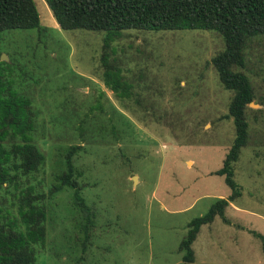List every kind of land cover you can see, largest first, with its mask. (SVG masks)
I'll return each instance as SVG.
<instances>
[{"label": "rangeland", "instance_id": "1", "mask_svg": "<svg viewBox=\"0 0 264 264\" xmlns=\"http://www.w3.org/2000/svg\"><path fill=\"white\" fill-rule=\"evenodd\" d=\"M36 2L48 32H3L2 55L46 121L48 187L69 149L82 146L74 160L95 215L88 239L73 190L53 195L39 264H183L188 223L232 193L215 174L235 137L226 117L232 93L211 63L223 39L208 30L129 29L114 32L107 48L106 32L62 29L46 0ZM106 50L129 86L124 101L104 80ZM249 61L257 100L236 164L242 196L226 208L229 223L217 216L202 227L193 264H264V46ZM66 111L83 130L52 120Z\"/></svg>", "mask_w": 264, "mask_h": 264}, {"label": "trees", "instance_id": "2", "mask_svg": "<svg viewBox=\"0 0 264 264\" xmlns=\"http://www.w3.org/2000/svg\"><path fill=\"white\" fill-rule=\"evenodd\" d=\"M46 2L62 29L106 32L107 48L116 36L114 32L129 29L208 30L217 32L223 39L224 48L213 56L211 63L224 88L232 93L226 117L234 121L235 137L223 166L215 174L225 177L232 193L227 198H218L204 215L188 223L179 251L183 254V264H193L196 260L193 244L202 227L211 224L217 216L229 223L226 208L242 196L243 186L236 180V164L251 139L249 112L253 110L251 103L257 100V92L249 57L257 46H264V0ZM13 29L46 34L36 0H0V45L1 33ZM2 54L0 46V264H39L48 237L49 200L53 195L64 189L73 190L76 204L87 213L84 229L88 239L95 215L82 195L80 172L74 160L82 146L69 149L65 169L56 174L52 188L48 187L47 156L43 149L48 137L46 121L31 91L20 88L9 61L3 60ZM102 62L106 84L124 101L130 89L121 69L111 64L107 50ZM55 114L52 120L62 128L83 130V126L78 128L73 113Z\"/></svg>", "mask_w": 264, "mask_h": 264}, {"label": "water", "instance_id": "3", "mask_svg": "<svg viewBox=\"0 0 264 264\" xmlns=\"http://www.w3.org/2000/svg\"><path fill=\"white\" fill-rule=\"evenodd\" d=\"M3 60H7V55H2Z\"/></svg>", "mask_w": 264, "mask_h": 264}]
</instances>
